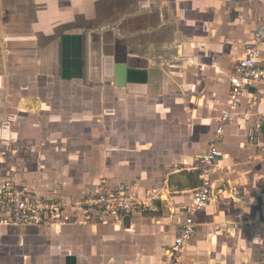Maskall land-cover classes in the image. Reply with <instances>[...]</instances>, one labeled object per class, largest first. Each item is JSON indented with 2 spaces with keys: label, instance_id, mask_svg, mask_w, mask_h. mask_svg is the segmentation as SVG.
<instances>
[{
  "label": "crops",
  "instance_id": "obj_1",
  "mask_svg": "<svg viewBox=\"0 0 264 264\" xmlns=\"http://www.w3.org/2000/svg\"><path fill=\"white\" fill-rule=\"evenodd\" d=\"M104 1H27L35 15L27 36L13 32L12 42L33 45L30 52L46 43L51 81L83 96L85 119L68 123L87 125L84 135H15L10 141L27 145L0 160V175L66 204L100 185H125L138 197L154 195L159 211L84 216L69 206L57 223L0 225V264H170L199 186L190 169L227 108L230 72L264 10V0H124L123 29H99L93 20ZM38 7L53 17L38 19ZM27 80L12 85L20 102L37 90ZM263 113L264 85H254L217 142L210 200L177 264H264Z\"/></svg>",
  "mask_w": 264,
  "mask_h": 264
},
{
  "label": "built area",
  "instance_id": "obj_2",
  "mask_svg": "<svg viewBox=\"0 0 264 264\" xmlns=\"http://www.w3.org/2000/svg\"><path fill=\"white\" fill-rule=\"evenodd\" d=\"M227 108L218 116L215 133L207 150L197 164L191 167L199 186L194 191L189 210L171 247V263L177 264L184 243L195 233L196 219L210 200L211 174L221 154L217 142L221 139L226 125L232 124L239 115L241 99L254 85H264V10L252 41L246 45L242 56L232 67L229 75ZM250 115H245L248 119ZM264 117V113H263ZM155 196L138 197L129 186L106 187L100 185L96 194L74 204L61 200L45 199L27 187L10 179L0 184V225L34 226L57 223L67 217L69 206L82 211L84 216L90 212L104 215L131 213L152 214L159 211L154 202Z\"/></svg>",
  "mask_w": 264,
  "mask_h": 264
},
{
  "label": "rangeland",
  "instance_id": "obj_3",
  "mask_svg": "<svg viewBox=\"0 0 264 264\" xmlns=\"http://www.w3.org/2000/svg\"><path fill=\"white\" fill-rule=\"evenodd\" d=\"M0 1L4 6V8L0 7V136L5 140V143L8 139V143L3 147L0 141V149H4L1 152L0 160L3 158L7 161L10 160L9 156L15 149L20 151L21 146L27 145V142H21L18 147V142L10 141L15 135H84L79 132L82 133L81 129L87 123L80 122L79 125L76 123L77 120H74L72 124L68 123L69 119L79 117L82 121L85 119L82 115V102H80L83 96H80L81 92H78L75 87L74 92L68 94L67 89L72 86L71 84L68 88L67 83L59 82V80L51 81L55 80V77L51 75L52 68L46 64L43 53L46 43L40 41L41 44H39L40 42H38L37 48L30 52L33 45L20 49L23 48L22 44H13L12 42V39L15 38L13 32L17 36H27L28 34V29L24 25L29 19L30 12V16L34 17L35 15L29 11L28 0ZM18 3L22 6V10L13 9V6H17ZM44 7L42 8L44 9ZM40 9L38 7V12H36L38 19H48L51 16L50 12H43V10L41 12ZM126 10L127 5L124 0H105L96 10V18L93 20L95 27L99 29H102L101 26L107 27L106 29L117 27L122 30ZM14 25H20V27L11 29ZM32 69L37 71L36 74H29ZM21 71L23 75L20 76L18 73ZM28 78H35L37 90L35 93L33 91L26 95L30 97L31 101L20 102L19 95L14 92L12 85L22 83L21 81H26ZM94 99L97 100V97ZM92 126H96V124L92 123ZM0 178L7 179L6 175H0Z\"/></svg>",
  "mask_w": 264,
  "mask_h": 264
}]
</instances>
